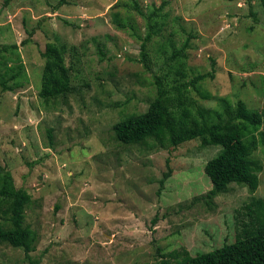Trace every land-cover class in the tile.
<instances>
[{
  "label": "rangeland",
  "instance_id": "1",
  "mask_svg": "<svg viewBox=\"0 0 264 264\" xmlns=\"http://www.w3.org/2000/svg\"><path fill=\"white\" fill-rule=\"evenodd\" d=\"M163 2L165 24L147 44L144 63L145 21L134 5L148 13ZM186 39L181 77L167 60ZM48 42L69 48L73 90L42 100L40 53ZM3 44L18 46L27 81L11 92L0 88V165L31 196L24 224L36 238L29 258L0 244V264L176 263L233 243L261 216V144L253 154L263 165L256 191L232 183L206 203L212 185L204 166L220 147L198 139L175 148L152 139L122 145L112 131L148 108L157 77L170 87L212 74L198 83L200 94L189 87L197 107L220 110L221 99L241 100L260 111L259 0H0Z\"/></svg>",
  "mask_w": 264,
  "mask_h": 264
},
{
  "label": "trees",
  "instance_id": "2",
  "mask_svg": "<svg viewBox=\"0 0 264 264\" xmlns=\"http://www.w3.org/2000/svg\"><path fill=\"white\" fill-rule=\"evenodd\" d=\"M259 2L264 11V0ZM166 4L163 2L159 7L152 5L148 13L142 12L137 3L134 5L145 21L146 32L140 46V56L144 63L148 60L147 44L159 35L165 24L166 15L163 10ZM188 40L181 50L174 52L167 60V64H174L176 74L181 77H184V52L188 48ZM68 51L69 48L64 44H45L40 53L44 61L37 94L40 99H54L73 90L71 69L65 59ZM208 76L212 77V74H199L188 83L170 87L163 84L161 78H155L156 96L148 108L143 113L126 116L112 126L115 140L122 145H139L152 139L161 145L167 143L175 148L198 139L202 147H220V152L204 166V174L212 185L202 197L206 203L224 193L232 183L246 186L251 193L255 192L263 165L253 154L258 150V144L264 148V107L260 111L251 110L241 100L231 105L221 99L220 110H209L197 107L188 97L189 87L200 94L197 85ZM26 81L18 46L0 45L2 91H14L23 87ZM47 136L51 142V129L47 130ZM170 174L171 170L168 169L159 181L160 185ZM30 202L31 196L24 189L16 188L10 172L0 165V244L22 249L26 258H29L36 238L31 228L24 224L25 210ZM257 203L262 208L261 216L250 229L244 228L233 243L196 254L184 261L170 263L162 259L158 264H264V203ZM246 234L249 236H244Z\"/></svg>",
  "mask_w": 264,
  "mask_h": 264
}]
</instances>
